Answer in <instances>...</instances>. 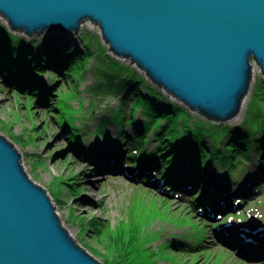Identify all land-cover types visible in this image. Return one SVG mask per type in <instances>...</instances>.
Instances as JSON below:
<instances>
[{
  "label": "rangeland",
  "instance_id": "obj_1",
  "mask_svg": "<svg viewBox=\"0 0 264 264\" xmlns=\"http://www.w3.org/2000/svg\"><path fill=\"white\" fill-rule=\"evenodd\" d=\"M84 21L91 22V25L84 24L70 34L48 36L12 32L0 19V53L7 59L13 56L10 61H14V67L21 69L22 77H26L19 79L17 73L10 78L6 74L7 67L0 71V134L20 152V163L24 165L27 176L45 188L60 224L69 229L73 240L101 264H264V160L261 166L256 159L260 157L251 152V161L245 169L236 171V180L233 184L228 182L230 188L221 196L228 206L224 207L223 213L218 209L215 211V208L210 210V202H199L201 188L205 186L203 178L198 179L195 185L191 183L192 178H187L191 182L180 189L175 180L168 184L156 175V172L162 175L159 170L161 163L153 172L152 166L147 164L150 158L136 160L141 153H152L155 143L152 131L147 132L145 141L132 138L137 125L134 123L143 127V121L146 122L141 108L131 109L138 102L135 97L143 94L147 97L144 102L161 108L157 114L160 125L165 119V112L157 100L152 99L153 95L146 92L148 88H144L145 85L141 93H134L136 86H128L117 95L109 94L102 101L92 93L100 82L97 70L101 59L94 52L97 49L96 52L107 55L105 60H114L130 74L140 76L166 101L187 114V122H191L186 123L179 118L177 143H170L175 146L174 150L186 145L183 150L188 156H191L192 149L187 150V142H192L195 147L203 145L208 159L205 161L200 157L199 162H195L196 166L192 159V172L189 173L185 169L186 162L178 159L180 157L170 151L171 148L162 153L165 152V158L174 163L175 170L187 177L198 173L209 180L210 185L211 182L214 184L216 176L223 173L217 163L231 160L228 157L232 148L245 147L249 144L243 141L246 138L255 142L252 145L255 151L264 154V76L257 64L251 62L255 66V76L239 113L221 122L220 129L216 127V131L211 128L209 131L204 124L200 125L203 129H199L191 118L207 124L218 123L207 121L164 89L151 84L129 60L118 58L108 50L98 24L89 19ZM85 39L92 46L87 54L83 50ZM2 59L0 67L7 63L1 62ZM71 66L77 71L76 79L69 75ZM32 69H35L34 73ZM16 71L11 70L13 73ZM28 74L42 86L40 92L34 90L36 88L29 82ZM59 104L62 108L58 110ZM79 104L78 113H74ZM165 111L170 112L171 109L166 108ZM129 113L134 116L120 123L122 117L129 116ZM243 125L252 132H237L232 141L228 137L230 141L223 144L219 130H225L227 126L230 130L239 128L243 131ZM94 131L106 135L108 141L104 139L103 142L94 135ZM143 131L141 128L138 133ZM213 140L220 145L213 146ZM88 144L92 145L100 161L82 153V148ZM96 145L100 147L95 149ZM117 149L121 152L128 149L133 160H128L120 151L118 160ZM139 150L140 154L137 153ZM110 153L116 159V166L103 163L110 160L105 156ZM114 158L111 160L115 161ZM210 158L213 159L209 161ZM246 222L248 228L236 227ZM219 224L234 227L220 228ZM230 230L235 231L234 236H220ZM197 245L200 247L185 252Z\"/></svg>",
  "mask_w": 264,
  "mask_h": 264
},
{
  "label": "water",
  "instance_id": "obj_2",
  "mask_svg": "<svg viewBox=\"0 0 264 264\" xmlns=\"http://www.w3.org/2000/svg\"><path fill=\"white\" fill-rule=\"evenodd\" d=\"M0 19L12 32L48 36L89 19L113 55L218 124L239 113L252 61L264 76V0H0ZM60 223L0 134V264H101Z\"/></svg>",
  "mask_w": 264,
  "mask_h": 264
},
{
  "label": "trees",
  "instance_id": "obj_3",
  "mask_svg": "<svg viewBox=\"0 0 264 264\" xmlns=\"http://www.w3.org/2000/svg\"><path fill=\"white\" fill-rule=\"evenodd\" d=\"M83 42H84L83 50L85 51L84 53L87 54V51L89 53V49H92V46H91V44L86 42V39ZM96 50H94V52L97 53V57L100 58L101 60H100V64L98 65V70H97V71H99V73L97 75L100 77L99 78L100 82H97V84H96L97 89L93 88L94 91L92 90V93L94 96L98 95V99L100 101H102V99H104V97H107L109 94L117 95V93H119L122 89H124L128 86H136L135 87L136 92H134V93H138V92L141 93L142 88L144 87L143 85H145L146 87H144V88H148V89H146V92H148V94L153 95L152 99L157 100V103L162 107L163 111L165 112V114L163 115V118H165V119H163L161 121L162 124L160 125L159 124L160 120H159V118H157V114H158V112H160L161 108L153 107L152 106L153 104L151 102H149V103L144 102V100L147 97L144 96L143 94H141V95L139 94L137 97H135V98H137L138 102L135 103L134 107L131 106V109L133 111H135L138 108H139V110L141 108L142 109V116L145 118L146 122L143 121V123H145V124H143V127H140L138 125V123H134V125L135 124H137V125H136V128H134V129H136V131L132 132V138L136 141H140L141 139L143 141H145L147 138V134H148L147 132L152 131V134H153L152 141L155 143V145L153 146V149L151 151L152 153H150V154H147L145 152L141 153L140 158L137 156L136 160L141 159V158L142 159L150 158V160H148L147 164L152 166L153 172L157 171V168L159 167L158 166L159 163H161L162 166L164 164L163 168H161L162 166L159 168L162 175L159 173H158V175L161 176L163 180H166L168 184H171L173 182V180H175L176 182L174 181V183L180 189L186 188L189 181L191 182V180L187 181V178H192L191 183L193 185H195L197 183L198 179L202 180V178H203L202 181L203 182L205 181V183H204L205 186H203V188H201L202 195H201V199H199V202L201 204L203 203L201 201H204V203H206V204L210 202V210H212L211 208H215V211H217L216 209H218L219 211H221V213H223L222 210H224V207H226V206L223 203L224 200L221 196L225 195V193L228 192V189L230 188L229 183L233 184L234 181L236 180L235 179L237 177L236 171L240 170V169H245L246 165L251 161L250 160L251 152H253L254 154L256 153L257 154L256 156L260 157V158H256L257 162L260 163L261 166L263 164L262 161L264 160V154H259L257 151H255L256 148H252V145L253 144L255 145V142L246 138L243 141L246 143H249V144H246L245 147L235 149V146H234L232 148L231 156L228 157V158H231V160L227 159L223 163H217V165H219L220 170L223 171L221 176L215 177V178H217L216 179L217 183L215 182L214 184L209 185V183H208L209 180L204 179V176H201L198 173H192V175L190 177H187V175H183L178 169L175 170L174 163L173 164L170 163V160H167L165 158L166 154H165V152H164V154L162 153L163 150L168 149V147L171 148L170 151L172 150L173 152H176L178 154V156L180 157L178 159H180L183 162H186L187 166L191 167V168L193 165L192 159H194V163L199 162L200 157L203 158L205 161L208 159L205 156L206 152H204V151H206V150L203 147V145H200V146L198 145L195 147V145L192 142L191 143L187 142V146H188L187 150H189V148L192 149L191 150V156L192 157H191V156H188L189 155L188 153H187V156L183 155V151H184L183 149L185 148L186 145L184 146V148L182 146H179V149L174 150V149H176L175 146H173V143H170V142L175 143L177 140V137L179 134L178 129L180 127L179 126V118L182 120H185L186 123L191 122V121L187 122V114L182 109H180V107H178L177 105H174V104L171 105L168 101H166L165 97L163 98V96L160 95L158 91H156L152 87H150L149 83H146V82L144 83V80L140 76L139 77L136 76L135 73L130 74L129 73L130 71L124 69V67L118 66L114 60H111V61L105 60L104 57L107 55L104 54V52H99V51L96 52ZM100 53H102V54H100ZM0 58H3L1 60V62H3V61H4V63L7 62L6 63L7 66L4 65V66L0 67V71L2 70L3 67H7V68H9V69H7V73H6L7 76H10V78H12L13 76H15L18 73V75H20V76H18L19 79L22 77L21 69L19 70V68H15L14 67V65H15L14 61H12V62L10 61L11 59H13V56H10L7 59V58H5V55L3 53L2 54L0 53ZM82 63H83V60L78 64L81 65ZM71 67H73V66H71ZM12 69H14V70L17 69L18 72L16 71V73H13V72H11ZM34 70L35 69H32L31 71H33V73H34ZM69 71H70L69 75H71L72 79H76L75 75L77 74V71L74 70V67L72 69H70ZM25 78H26L25 76H24V78L22 77V79H25ZM28 80H29V82H31L35 86L36 89H34V90L37 92H40V90L42 89V86L39 84L37 79L33 78V75L28 74ZM97 81H98V79H97ZM63 103L61 104V106L62 107L64 106V108H65V104L63 105ZM61 106L59 104L57 109L59 110ZM80 106L81 105L79 104V106L77 108H75L73 110V112L78 113ZM166 108H170L171 111L170 112L165 111ZM94 109H96V108H94ZM130 113H131V111H130ZM130 113H129V116L125 115L126 117H122V121L120 123H124L127 120L126 118H130L131 115H133ZM70 119H72V117ZM177 120H178V123H177ZM245 121H246V119H245ZM192 123L197 128H199L200 125L204 124V125H206L205 128H208L209 131H211V129L216 131V127L221 126V124L213 125L210 123H208V124L203 123L202 121H200L197 118L194 119V121H192ZM185 127H186V125L184 124V128ZM242 127H243V131L239 130V128H234L233 130H230V128L227 126L225 127V130H219L218 134L221 137L223 144H225L226 141H230V139L228 137H230L231 141H232L233 137L235 136V134H237V132H239V134H242V133L246 134V131L252 132V130H248L249 129L248 126L243 125ZM141 128L144 129L142 134L138 133V131H140ZM200 128L203 129L202 127H200ZM218 129H220V127H218ZM94 135L97 137H100L101 139H106L108 141V138L106 137V135L104 136L102 133H97L94 131ZM235 140L233 141V144H234ZM191 141H193V140H191ZM211 143L213 144V146H217L218 144L220 145L219 142L217 144L216 142H214V140ZM233 149H235V150H233ZM142 150H143V148H142ZM192 151L195 153H192ZM128 152H130L128 149H126V150L124 149L125 157H128V160H130V159L133 160V158L130 156V153H128ZM82 153H84L86 155V157L88 156V158L93 159V160L94 159L96 160V158H98L97 154L94 151V148L91 147V145H89V144L86 147L82 148ZM137 153L140 154V150ZM197 154H199V157H197ZM151 158H152V160H151ZM174 159L176 160V156H174ZM178 159L175 162H178ZM211 159H213V158H210L209 161H211ZM226 161H227V163L228 162L229 163L226 164L225 163ZM196 163H195V166H196ZM202 170H203V167H202ZM191 172H192V169L189 171V173H191ZM180 177H182V178H180ZM203 198H205V199L202 200ZM263 221H264V218H263ZM221 233H223V232H221ZM228 235L234 236L235 231L234 230L228 231ZM199 247H200L199 245L192 246L191 248H188L187 250H185V252L193 251Z\"/></svg>",
  "mask_w": 264,
  "mask_h": 264
},
{
  "label": "bare ground",
  "instance_id": "obj_4",
  "mask_svg": "<svg viewBox=\"0 0 264 264\" xmlns=\"http://www.w3.org/2000/svg\"><path fill=\"white\" fill-rule=\"evenodd\" d=\"M84 24H88V25H91V22H89V21H83L80 25L81 26H83ZM251 70H252V79L254 78V76H255V66L253 65V63H252V67H251ZM244 102V101H243ZM153 135V134H152ZM92 146V145H91ZM95 147V149L96 148H99V147H97V145L96 146H94ZM99 151V150H98ZM121 152V149H117V151L116 152ZM100 153L99 154H102L103 153V151H99ZM114 152H115V149H114ZM119 152V156H118V160L120 159V155H121V153ZM103 155H104V153H103ZM112 155V156H111ZM183 155L184 156H187V152H185V151H183ZM105 156H109V158H110V160H108L107 162H103L104 164H106V165H113V166H116V164L114 163V162H116V159L114 158V155L112 154V153H110V154H106ZM88 157V156H87ZM111 158H114L115 159V161H112L111 160ZM152 159V158H151ZM117 160V161H118ZM96 161H100V158H96ZM102 161V160H101ZM22 166H23V169H24V171H25V167H24V165L22 164ZM149 167H151V166H149ZM152 168V167H151ZM186 170H187V172H189L190 170H191V167H188V166H186V168H185ZM144 170V169H143ZM142 173V172H141ZM157 175H158V173H156ZM144 175H146V174H144ZM216 179L217 178H214L213 180H214V183L216 182L217 183V181H216ZM212 180V181H213ZM35 183H37V182H35ZM38 184V183H37ZM213 183L211 182L210 183V185H212ZM223 203L225 204V206H228L227 204H226V202L225 201H223ZM56 212V211H55ZM65 230H66V232L73 238V235H72V233H71V231L69 230V229H67L66 227H63ZM231 231V230H230ZM225 234H223V235H221V237L222 236H227L228 235V231H226V232H224ZM254 240H255V238H254V236L252 237ZM234 240H236V241H238L236 238L234 239ZM78 244V243H77ZM79 245V244H78Z\"/></svg>",
  "mask_w": 264,
  "mask_h": 264
}]
</instances>
